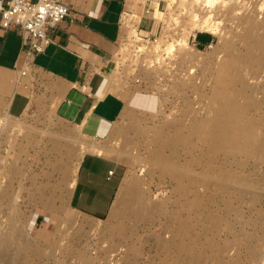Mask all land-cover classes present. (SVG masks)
<instances>
[{
	"label": "rangeland",
	"instance_id": "obj_1",
	"mask_svg": "<svg viewBox=\"0 0 264 264\" xmlns=\"http://www.w3.org/2000/svg\"><path fill=\"white\" fill-rule=\"evenodd\" d=\"M237 1L215 10L221 36L166 2L149 40L125 19L107 75L125 105L103 142L54 104L0 102V264H264V0ZM88 151L127 170L100 222L68 202Z\"/></svg>",
	"mask_w": 264,
	"mask_h": 264
},
{
	"label": "crops",
	"instance_id": "obj_2",
	"mask_svg": "<svg viewBox=\"0 0 264 264\" xmlns=\"http://www.w3.org/2000/svg\"><path fill=\"white\" fill-rule=\"evenodd\" d=\"M66 2L72 17L57 26L45 52L27 63L21 33L0 29V102L12 117L23 115L33 101L54 104L61 119L79 128L84 136L103 142L113 133L125 105L111 91L112 82L107 77L128 35L122 17L133 16L136 34L153 38L160 28L165 1ZM200 38H205L206 44L211 39L200 34L191 42L199 45ZM25 70L26 75L21 76ZM126 172L124 164L104 154L86 152L74 173L70 209L98 222L107 219Z\"/></svg>",
	"mask_w": 264,
	"mask_h": 264
},
{
	"label": "built area",
	"instance_id": "obj_3",
	"mask_svg": "<svg viewBox=\"0 0 264 264\" xmlns=\"http://www.w3.org/2000/svg\"><path fill=\"white\" fill-rule=\"evenodd\" d=\"M70 17L66 0H0V29H17L21 33L26 63L45 52L52 44L51 34ZM124 19H129L134 28L133 16L124 14L122 22ZM25 75L26 70L21 73V76Z\"/></svg>",
	"mask_w": 264,
	"mask_h": 264
},
{
	"label": "bare ground",
	"instance_id": "obj_4",
	"mask_svg": "<svg viewBox=\"0 0 264 264\" xmlns=\"http://www.w3.org/2000/svg\"><path fill=\"white\" fill-rule=\"evenodd\" d=\"M163 1H165L167 3V6H174V8L181 7V8H185L186 10L190 11L189 13L191 15V19L193 22L191 24L192 26L190 27L191 29L189 28L190 30H196L198 32L209 33L210 35L212 34V35H216V36H221L223 34L222 30L220 28L221 27L220 22L216 21L215 15H214L215 10L218 8V5H220V3H221L220 0H163ZM126 20H129V19H126ZM124 22H125V19L123 20V23ZM250 25H251V22H250ZM188 34L189 33H187L186 36H184L182 39H180L181 41L178 42V46L183 47L182 49H184V47L188 48V44H187V38H189L187 36ZM144 41H146V40H144ZM173 47L174 46L170 45L166 49L168 51V53L170 51H172ZM101 152L103 153V151H101ZM102 153H100V154H102ZM133 189L134 188H130L128 190V192L130 190L132 191ZM122 197H123V194L121 193L120 194V200ZM128 203H129V200H128ZM128 203H127V205H128ZM6 243H7V241L5 242L4 245H6V247L8 249V243L7 244ZM6 256H7V254H6Z\"/></svg>",
	"mask_w": 264,
	"mask_h": 264
}]
</instances>
